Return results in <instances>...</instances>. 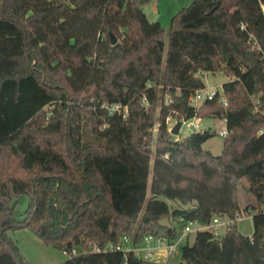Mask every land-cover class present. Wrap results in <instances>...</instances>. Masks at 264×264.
I'll return each mask as SVG.
<instances>
[{"label":"trees","instance_id":"1","mask_svg":"<svg viewBox=\"0 0 264 264\" xmlns=\"http://www.w3.org/2000/svg\"><path fill=\"white\" fill-rule=\"evenodd\" d=\"M142 1L0 0V264H24L7 237L23 229L46 247L75 249L59 264H155L89 247L122 236L132 248L145 237L171 244L175 227L162 220L181 230L232 219L239 191L254 197L243 208L251 234L235 224L219 238L197 232L178 255L264 264V0H192L170 18L165 42ZM207 73L230 80L192 108ZM167 118L222 120L220 154L201 149L207 131L173 140Z\"/></svg>","mask_w":264,"mask_h":264},{"label":"rangeland","instance_id":"2","mask_svg":"<svg viewBox=\"0 0 264 264\" xmlns=\"http://www.w3.org/2000/svg\"><path fill=\"white\" fill-rule=\"evenodd\" d=\"M191 1L192 0H143L142 3L140 4V9L142 10V12L145 14L146 18L149 21H156L159 23V25L163 29L164 42H165L170 18L180 9L188 6ZM262 9H264V5H262ZM59 51L60 53L63 54V46L59 47ZM229 80L230 78L220 73L218 74L207 73L204 77H202V83L204 89L205 90L213 89L217 93L221 92L222 84L228 82ZM157 108L155 113H157ZM195 121L196 122H192V124L193 125L196 124L199 131L201 132L207 131L209 133H212V137L207 139L201 145V149L203 151L209 152L211 155L214 156L219 155L222 149L223 138L219 136L218 133L224 129V124L222 120L210 118V119H195ZM177 122L179 121L176 118L166 119L165 126L168 133ZM156 128L157 125L154 124V126L151 129L152 139H154L155 137ZM192 132L193 129L191 127L188 128L185 124H183L180 126L178 134L176 136L171 135V137L173 140H181L182 138L188 136ZM146 198H148V191ZM238 199H239L238 211L241 213L242 217L244 218L235 223V229L239 234L243 236H249L252 232L251 219L247 218L246 211L248 209H243V208L251 204H254V197L252 196V194L247 193L246 191L245 192L239 191ZM160 200L165 202L169 207L174 206V203L172 201H168L163 198H160ZM12 203L14 204V210H13L14 218L20 219L27 206V198L21 195L16 199H14ZM161 224L163 225L173 224L177 233V237L180 236L181 230L179 226L175 224L174 220L165 219L161 221ZM7 237L12 242H14L17 248L18 255L20 256V258H22L24 264H59L60 262L66 259L62 255L61 251L44 246L35 237V235L28 230L23 229V230L8 232ZM193 237L194 234L188 235L187 237L188 243L192 242ZM178 247L176 249L175 254L173 255V257H171V260H169L167 264H184L178 255Z\"/></svg>","mask_w":264,"mask_h":264},{"label":"built area","instance_id":"3","mask_svg":"<svg viewBox=\"0 0 264 264\" xmlns=\"http://www.w3.org/2000/svg\"><path fill=\"white\" fill-rule=\"evenodd\" d=\"M261 9L262 6L260 5ZM263 10V9H262ZM217 92L213 89L205 90L200 89L196 90L188 99V105L191 106L192 108H196L198 105H200L203 101H209L211 100L214 95ZM165 103H168V100L165 101ZM107 110L109 112H117L118 107L117 106H109L107 107ZM195 119H191L188 121H181V125L185 124L188 128H192L193 132H201L198 130L197 125H193L192 122ZM219 136L224 137L226 135V130L225 128L221 130L218 133ZM261 212L264 214V209L261 210ZM247 213V218L252 217L253 213L250 211H246ZM244 217H242L241 213L237 211L234 214V217L228 218L226 216H214L210 222L206 224H201L196 221H187L183 222L182 224V229H181V236H186L189 234H195L197 232H207L210 231L213 235L214 238H219L223 235L224 231L235 224L237 221L242 220ZM181 222V220H180ZM148 241H154L157 246H163L165 249L166 255L167 256H173L176 252V249L178 247L179 240L176 238L175 241L171 244H166L163 240L160 239H152L151 237H145L143 239L142 243L148 242ZM130 245V238L126 236H122L119 240V242L115 245L109 244L105 248L101 249L96 246H91L89 247L90 253L92 254H101L105 252H119L123 255H125L128 252H133L138 258H140L143 261H150L153 257V253L155 250L153 248H128ZM62 255L67 259L72 256L77 255V252L75 249H71L70 251H61Z\"/></svg>","mask_w":264,"mask_h":264},{"label":"crops","instance_id":"4","mask_svg":"<svg viewBox=\"0 0 264 264\" xmlns=\"http://www.w3.org/2000/svg\"><path fill=\"white\" fill-rule=\"evenodd\" d=\"M223 124H224V122H223ZM187 237H188V235L182 237L181 234H180V236L177 237V239L179 240L178 245L181 246V243L183 241L184 242L182 244H184L185 242L188 243ZM128 248H131V246H128ZM136 248H138V249H141V248H153L155 250V252L153 253L152 259L150 261H148V262H152V263H155V264H167L169 262V260H171V257H173V256H167L163 246H157V244L154 241H148V242H145V243H141Z\"/></svg>","mask_w":264,"mask_h":264},{"label":"water","instance_id":"5","mask_svg":"<svg viewBox=\"0 0 264 264\" xmlns=\"http://www.w3.org/2000/svg\"><path fill=\"white\" fill-rule=\"evenodd\" d=\"M108 38H109L110 46H113L116 43L115 37L111 33H108ZM180 126H181V121L177 122L174 125V127L169 131V134L172 135V136H176L178 134Z\"/></svg>","mask_w":264,"mask_h":264}]
</instances>
